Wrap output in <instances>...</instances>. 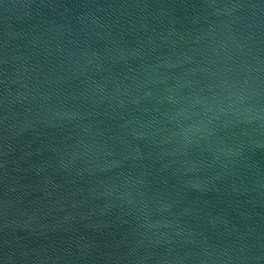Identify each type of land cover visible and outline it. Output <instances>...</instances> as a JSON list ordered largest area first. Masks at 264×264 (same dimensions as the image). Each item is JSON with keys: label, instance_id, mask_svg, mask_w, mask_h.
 Instances as JSON below:
<instances>
[{"label": "water", "instance_id": "1", "mask_svg": "<svg viewBox=\"0 0 264 264\" xmlns=\"http://www.w3.org/2000/svg\"><path fill=\"white\" fill-rule=\"evenodd\" d=\"M0 264H264V0H0Z\"/></svg>", "mask_w": 264, "mask_h": 264}]
</instances>
